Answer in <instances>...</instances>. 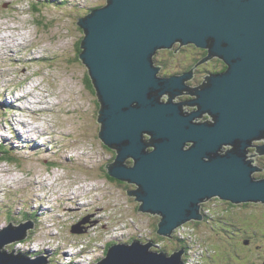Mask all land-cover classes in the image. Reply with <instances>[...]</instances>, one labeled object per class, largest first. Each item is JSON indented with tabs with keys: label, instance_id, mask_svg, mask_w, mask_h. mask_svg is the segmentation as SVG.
Listing matches in <instances>:
<instances>
[{
	"label": "water",
	"instance_id": "obj_1",
	"mask_svg": "<svg viewBox=\"0 0 264 264\" xmlns=\"http://www.w3.org/2000/svg\"><path fill=\"white\" fill-rule=\"evenodd\" d=\"M79 20L80 60L101 104L99 138L117 153L105 175L137 186L128 196L138 212L161 216L157 234L170 238L192 220L203 222L199 205L212 198L264 204V176H254L262 169L249 155L257 147L264 157V0H108ZM176 43L208 55L182 77L159 76L155 56ZM214 58L227 69L201 88L187 86L194 69ZM182 95L196 98L176 103ZM204 115L209 121L199 122ZM31 229L29 221L0 230V264H47L43 254L5 250ZM151 247L114 244L98 264H184V251L166 256Z\"/></svg>",
	"mask_w": 264,
	"mask_h": 264
},
{
	"label": "rangeland",
	"instance_id": "obj_2",
	"mask_svg": "<svg viewBox=\"0 0 264 264\" xmlns=\"http://www.w3.org/2000/svg\"><path fill=\"white\" fill-rule=\"evenodd\" d=\"M107 1L0 0V37H24L21 46L0 43V147H9L19 159L0 163V230L9 225V212L16 220L25 212L41 218L28 230L32 233L26 241L11 243L5 250L33 259L43 252L47 264H98L106 258L107 241L150 242L152 253L163 250L171 255L179 248L177 239L187 237L191 247L182 257L184 264H264L263 203L231 205L212 198L199 205L203 222L192 220L172 232L178 233L175 239H167L157 234L160 215H141L136 198L128 196V190L120 192L126 184L122 187L104 177V167L110 159L114 162L116 153L99 138L101 104L94 86L85 82L89 73L78 52L85 33L77 24ZM184 47L178 43L156 56L155 64L161 62L158 74L182 77L198 64L204 52ZM212 60L194 70L205 77L222 72L220 58ZM195 78L186 84L194 87L205 81ZM194 98L182 95L175 100ZM207 116L199 122L209 121ZM256 150L251 148L256 155L252 158L264 162ZM260 162L256 165L262 166ZM259 175L264 176V170L254 174ZM72 215L76 222L89 218L99 228L93 230L91 223L86 235L74 236L76 223L66 221ZM239 229L248 236L256 234V239L242 240ZM60 254L64 256L57 258L59 262L50 263Z\"/></svg>",
	"mask_w": 264,
	"mask_h": 264
},
{
	"label": "trees",
	"instance_id": "obj_3",
	"mask_svg": "<svg viewBox=\"0 0 264 264\" xmlns=\"http://www.w3.org/2000/svg\"><path fill=\"white\" fill-rule=\"evenodd\" d=\"M98 8V7H97ZM37 10L36 11H39V9L38 8H36ZM88 11H86L85 13H87ZM90 12H91V10H90ZM89 12V13H90ZM88 13V14H89ZM85 17V16H84ZM78 52H79V54L82 52V50H81V47H80V45H78ZM207 54V51L205 50V53H204V56H207L206 55ZM199 61V60H198ZM227 69V67L225 66V68H224V70H226ZM166 76H168V75H166ZM85 82H86V84L91 88H93V83H92V80H91V78H90V76H89V74H88V76H86V79H85ZM14 151H12L9 147H7V146H5V147H0V163H18L19 161V159L15 156V154L13 153ZM114 152V151H113ZM109 163H112V160L110 159V161H109ZM128 165H132V161H128ZM104 173L106 174V172H105V167H104ZM260 176V175H259ZM104 177L108 180V181H110V182H113V183H115V184H119V185H121V183L122 182H120L119 180L117 181V180H115V179H112V178H110V177H108L107 175H104ZM131 188V186H125L124 188H123V191L125 192V191H127V190H129ZM134 188H136V187H134ZM133 188V189H134ZM214 200H216V201H220V202H222V203H229V204H231V205H234L233 203H231V202H229V201H224V200H222V199H220V198H214ZM245 205L246 204H248V203H244ZM138 207H139V205H138ZM24 214H26V212L24 213ZM24 214H21V217L19 218V219H14V217L11 215V212H9L8 213V216L6 217V219H7V221L8 222H14V223H16V224H19V223H22V222H25V221H27V222H29V221H31L32 223L33 222H38L39 221V218L40 217H38V216H34V217H30V216H28L27 217V215H24ZM28 214V213H27ZM38 215V214H37ZM40 221H41V218H40ZM17 226V225H16ZM156 230V229H155ZM240 230V232L242 233V236H240V238L242 239V240H248L249 238H254V239H256V234L252 237V236H248L247 234V232L246 231H243V230H241V229H239ZM227 233H232L231 231L230 232H227ZM251 233V232H250ZM28 238V237H27ZM186 238L187 237H185V238H183L184 240H185V242H187L186 241ZM26 241V240H25ZM178 241V244L180 245H178L177 244V247H179L180 249H185V243H183L182 242V240H177ZM177 243V242H176ZM188 243H190V242H187V244ZM189 245V244H188ZM176 247V246H175ZM108 248H110V245H108ZM177 249V248H176ZM173 251H176V250H174L173 249ZM162 252H164V253H166V254H168L166 251H163V250H159L158 251V253H162ZM42 254H44L43 252H39L38 253V255H42ZM38 255H35V256H38ZM64 255H62V254H60V255H55V257H56V259L55 260H51L50 259V263L53 261L54 263L55 262H59L60 260L59 259H57V258H62ZM71 264H73V262H71Z\"/></svg>",
	"mask_w": 264,
	"mask_h": 264
},
{
	"label": "bare ground",
	"instance_id": "obj_4",
	"mask_svg": "<svg viewBox=\"0 0 264 264\" xmlns=\"http://www.w3.org/2000/svg\"><path fill=\"white\" fill-rule=\"evenodd\" d=\"M99 8V7H98ZM97 9V8H96ZM95 10V9H94ZM9 36H10V38H9ZM8 38H6V36H2V37H0V43L2 44H7L8 46H10V47H12L13 45L14 46H21V45H24V43H22L23 42V40H20V39H22V38H24L23 37V35L22 36H20L19 37V40H17L16 38L14 39V37L12 36V35H8L7 36ZM10 40H12V41H10ZM176 44H178V43H176ZM176 44H174V45H176ZM179 44H181V43H179ZM173 45V46H174ZM190 45H193V46H196L195 44H189V45H185V46H190ZM28 47V46H27ZM182 47H184V46H182ZM197 47V46H196ZM13 48V47H12ZM198 49H202V48H199V47H197ZM172 49H173V47H172ZM172 49H163V50H172ZM162 51V50H161ZM28 52H29V50H28ZM80 55V54H79ZM155 60H156V56H155V59H154V66H160V65H158L157 63L155 64ZM221 60V59H220ZM204 61V59L201 61V62H203ZM200 62V63H201ZM224 62V61H223ZM226 65V64H225ZM52 66V65H51ZM227 67V66H226ZM186 74V73H185ZM194 76H195V74H194ZM194 78V77H193ZM193 80V79H192ZM190 81V80H189ZM187 85V84H186ZM188 86V85H187ZM194 88V87H193ZM31 92V91H30ZM185 93H188V92H183V94H185ZM36 94V93H35ZM41 95V94H40ZM45 95V94H44ZM97 95V94H96ZM165 95H167V94H165ZM51 96V95H50ZM26 97V96H25ZM167 97L169 98V96L167 95ZM38 98V95H36V99ZM40 98V97H39ZM98 98V97H97ZM178 99V98H177ZM38 100V99H37ZM42 100V99H41ZM162 101H163V98H162ZM30 109V108H29ZM100 116V115H99ZM101 124V128H102V123H100ZM39 126V125H38ZM34 129H36V130H38V131H40L39 129H38V127L36 128H34ZM101 132H99V134H100ZM146 140H148V141H150V138H149V136H146ZM43 145V144H42ZM110 149V148H109ZM149 149H151V148H149ZM110 150H112V149H110ZM114 151V150H113ZM115 153H116V151H114ZM250 152V151H249ZM116 156H117V153H116V155H115V157H114V161H115V159H116ZM256 163H257V161H256ZM127 165H128V161H127ZM132 166V165H131ZM257 167H259V168H261L259 165L257 166ZM262 169V168H261ZM262 170H264V169H262ZM115 180H117L118 181V179H115ZM124 184H127L126 182H123ZM132 185V184H131ZM206 203V202H205ZM200 212H204V210L203 209H201V211ZM81 223V222H80ZM83 227H84V229H86V232L89 230V228L91 227V223L88 221V220H86V224H83ZM177 233V232H176ZM176 233H174V234H171L170 235V238L171 239H175L176 238ZM178 234V233H177ZM164 238H167L168 239V237H164ZM177 240H179V239H177ZM180 241V240H179ZM187 242H190V247H191V241L190 240H186ZM20 242H22V241H20ZM19 242V243H20ZM140 242V241H139ZM182 242L183 243H185V249H181L182 251H184L185 252V254H184V257H186L187 256V252H188V244H187V242H185V240L183 239L182 240ZM17 243V242H16ZM142 243V242H141ZM144 245H148V244H150V242H147V243H143ZM151 244H153V243H151ZM9 245H11V243L10 244H7V246H9ZM6 246V247H7ZM153 246H154V244H153ZM151 250L150 251H153L152 250V247L150 248ZM180 248H178V249H176V251L177 252H180V250H179ZM162 253H164V252H162ZM164 255H166V256H168L166 253H164Z\"/></svg>",
	"mask_w": 264,
	"mask_h": 264
},
{
	"label": "flooded vegetation",
	"instance_id": "obj_5",
	"mask_svg": "<svg viewBox=\"0 0 264 264\" xmlns=\"http://www.w3.org/2000/svg\"><path fill=\"white\" fill-rule=\"evenodd\" d=\"M190 46H193V45H190ZM177 47H179V45L177 46ZM189 47V46H188ZM195 47V46H194ZM185 48V47H184ZM197 48V47H196ZM176 49H178V48H175V50ZM200 50H202L204 53H205V51L203 50V49H200ZM173 53H175L174 51H172ZM159 54H160V52L158 53V55L157 56H159ZM206 55H208V53L206 54ZM204 54H203V57L201 58V59H204ZM196 58V57H195ZM201 59H199V61L198 60H196V63H199L200 62V60ZM214 60H212L211 62H213ZM219 62H220V64L225 68V63L224 62H222L221 60H218ZM156 63L158 64V65H161V62L160 61H156ZM208 64H210V62H208ZM202 68H204V69H206L205 68V66H202ZM223 68V69H224ZM223 69L221 70L222 72H220V73H217V72H215V71H213V72H209L210 74H221V73H223L224 71H223ZM189 70H191V69H189ZM187 71V70H186ZM186 71H184L183 73H185ZM188 72V71H187ZM195 76L196 77H203L204 79L206 78L205 77V75H204V73H202V71H199V72H197L196 70H195ZM195 76H194V79L193 80H190V81H192V82H195ZM204 83H205V81H201V84H195V86H194V88H201L203 85H204ZM186 101V100H185ZM188 101V100H187ZM194 110V109H193ZM192 110V111H193ZM249 154H251V155H253L254 156V154H252V151H250L249 152ZM263 160H264V157L262 158ZM256 161H257V159H256ZM258 162H260V161H257V163ZM261 164H262V166H260L259 164V166L262 168V169H264V162H260ZM113 179V178H112ZM123 183V182H122ZM131 186V184H129V183H127L125 186ZM121 186L123 187V184H121ZM133 187H135L134 185H133ZM132 191V190H131ZM120 192H123V189H121L120 190ZM227 203V202H226ZM225 203V204H226ZM245 205V204H244ZM246 206V205H245ZM136 209L138 210V204H136ZM204 210V209H203ZM27 213H29V212H26V214ZM141 214V213H140ZM29 215L30 216H32V217H34L32 214H30L29 213ZM29 215H27V217L29 216ZM141 215H143V214H141ZM150 216V215H149ZM150 218H151V216H150ZM86 219H88L89 220V218H84L83 220H79L80 222H82V221H85ZM39 220H40V218H39ZM66 221H70V223H68V224H72V223H76V224H79L80 222H76V220H75V216L74 215H72V216H69L68 218H67V220ZM24 223H28L27 221H25V222H22V223H19V224H16V225H20V224H24ZM34 223V225L36 226V223L35 222H33ZM91 223H93V225H92V228H93V230H95V229H98L99 228V224H97L96 222H91ZM15 224V223H14ZM76 224H74V225H76ZM83 230H84V232L85 233H83L82 235H86V229H84V227H83ZM31 233H32V231H30L29 233H28V235L29 236H31ZM74 236H75V234H74ZM22 242H24V241H22ZM246 243V242H245ZM248 243H250V241H248ZM89 244V243H88ZM105 245H106V253L108 252V245H110V247H112V246H114V242H111V244H108V241H107V243H105ZM104 245V246H105ZM255 248H259L258 246H255Z\"/></svg>",
	"mask_w": 264,
	"mask_h": 264
},
{
	"label": "clouds",
	"instance_id": "obj_6",
	"mask_svg": "<svg viewBox=\"0 0 264 264\" xmlns=\"http://www.w3.org/2000/svg\"><path fill=\"white\" fill-rule=\"evenodd\" d=\"M93 10H94V9H93ZM160 52H161V51H160ZM157 55H158V54H157ZM205 57H206V56H205ZM159 76H162V75L159 74ZM170 76H173V75H168V76L163 75L162 77H170ZM210 76H211V75H210ZM189 82H190V81H189ZM206 82H207V81H206ZM190 88H191V89H195V88H193V87H191V86H190ZM179 97H181V96H179ZM195 98H196V97H195ZM195 98H194V99H195ZM194 99H193V100H194ZM180 102H185V100H184V99H180ZM180 102L176 101V103H180ZM194 110H196V109H194ZM194 110H193V111H194ZM190 112H192V110H191ZM208 118H209V117L207 116L205 120H207ZM203 122H204V121H203ZM250 151H251V149H250ZM255 177H256V176H255ZM262 177H263V176H258L257 178H262ZM136 189H137V188H136ZM243 204H244V203H243ZM201 213H202V212H201ZM244 243H245V241H244Z\"/></svg>",
	"mask_w": 264,
	"mask_h": 264
}]
</instances>
